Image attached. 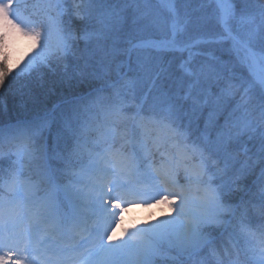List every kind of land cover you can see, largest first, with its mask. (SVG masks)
<instances>
[{
	"label": "rangeland",
	"instance_id": "obj_1",
	"mask_svg": "<svg viewBox=\"0 0 264 264\" xmlns=\"http://www.w3.org/2000/svg\"><path fill=\"white\" fill-rule=\"evenodd\" d=\"M20 1L21 0H17V7H14V2H16V0H0L1 109L8 100L12 102V97L16 92H19L17 96L20 94L18 96L20 98L19 100L24 102V105L26 103H31L30 105H33L42 102L45 104L47 100L50 102V99L52 100L59 95H66L68 93L67 91H69L63 89L61 92L60 84L56 87L53 85L50 86L49 83L44 79L42 80L40 77V72L55 74L59 70V67H63V65L69 68L70 66L68 64H70L73 68L75 66V59L71 60L72 62H68V64H58L59 59L63 60V58L66 59L67 57L61 52L58 55H52V51H50V47H48L52 44L45 38L46 29L44 32L41 29L39 30L37 26V23H40L37 15L41 13L37 7H39L41 11L46 12V14L49 15L48 17L55 16L56 28L58 31L62 32L57 36L61 37L67 55L74 57L69 53L72 50H76L77 46L79 48V41L73 34L77 29L73 25L71 19L75 17H78V19L88 17L90 10H97L100 6V3L95 4L93 0H28L29 6L32 7L33 10L30 15L25 8L21 7V4H19ZM159 1L160 7L163 5L170 7L171 4H173L170 15L175 18L177 23L184 22L173 27V32L168 31L170 26L168 27L167 25L165 35L159 37L150 35V32L141 31L144 33V35L140 36L141 42L134 43V47L132 46L129 50L126 48L123 52L122 49L119 48L120 43L118 42L120 39L118 26L122 22L123 16L118 12V9L113 6L112 9H107L108 11L104 12L107 17L103 18L100 26L104 25L107 29H110L106 30L103 35L100 33L96 36L97 46L94 51L96 52L98 60L101 55L103 56V62L109 60L111 52L115 53L117 55L115 57L116 61L121 67L123 66V71L118 73V77L120 76L118 80L98 85L95 91H91V97L85 100V104L77 105L78 108L85 109V114L91 112L84 118L85 123L90 120V115L92 116L93 114V116H96L98 111L93 110L104 107L117 105L118 111L124 109L126 115L134 114L135 111L136 116H134V119L131 120L130 117L127 118L128 122L126 121V124L122 128L123 136H128V141L137 143L138 148L141 145L144 146V151L142 153L143 157L147 155L151 156V150H154V153L157 154L155 160L150 159L145 164L142 163L144 165L143 172L145 174L143 177L145 181H139L135 175L136 169L132 170L134 154H132L131 151L127 150L126 153H120L121 149L109 147L102 149L99 154L97 152L93 153V155L86 160L85 167L87 169L83 173L78 176L79 171L77 172V169H74L71 171V179L62 183L64 187L63 190L66 192L67 202L75 207V215L78 219L76 223L81 219V222L78 223L79 229H81V224H84L85 229L88 230L86 234L80 233V235H76L75 242H73L76 244L70 247L68 252L71 253L73 258H88L89 261L87 264H158L161 259H165L167 262L165 264H191L192 260H195L200 253L203 254L205 250H209L207 245L211 243L213 237L219 236V234L222 233L224 227L221 224L224 225V221L218 222L220 225L215 224V218L219 213L224 214L233 193L236 192V190H240L245 184V178L241 179L239 177L229 176L235 172L236 169L240 168V164L242 163V159L244 160V157L242 158V155H234L227 149H222V147L227 146L229 150L237 149L241 154H247V150L234 144L239 142L238 138L241 135V133H236L237 130L244 129L247 132L252 130V127L255 126L253 123V115H250L249 112L240 108L244 107V105H240L237 110L232 108L229 109L226 105H231L232 102L230 101L231 103H227V101H225L222 104L223 107L228 108L225 109L228 112L226 118L222 120L223 128L225 129L216 130L214 132L215 135L210 137V135H212L210 133L212 131L210 129V124L213 125L214 122L217 124L219 123V119L216 120L218 116V114H216L218 105L213 108H203L199 106V109H192L187 122L182 123L180 121L181 117H178L174 113L170 104L164 106L165 101H152V99L149 98L152 94L150 93L151 90L158 91V89L153 86L158 74H165L163 70L158 72V63L156 60L149 59L151 56H149V50L155 52L161 49L168 50L173 48L182 51L184 48H188L195 44V41L199 40L196 39L192 43L189 42L185 45H180L178 42V38L181 35L184 37L197 33L193 32L189 26H184L186 29L181 26L186 23L187 19L184 15V1ZM222 4L225 14L227 15L229 8H227L228 6H226L224 2ZM198 6H201L203 12H210L205 19L211 20L214 14L207 8L211 6L208 0H206V2H204V0H198L196 8L199 9ZM219 17H222L220 11ZM161 21L167 24L164 14L163 17H161ZM186 24L191 26L189 21ZM141 26H143V24ZM147 27L148 24L145 23V26L142 28L145 29L144 31H147ZM136 30L139 31L138 28ZM190 31L192 33H190ZM64 32H68V34ZM126 33L120 34L124 41L129 42L131 41V36L127 37ZM86 36L89 40L90 36ZM200 38L204 39L203 37ZM245 38L248 39L247 43H251L250 40L252 38L256 39L255 31L251 28L249 32L246 33ZM81 39H83V41L85 40L83 37H81ZM182 39L180 41H182ZM208 40L214 41L215 39ZM44 43H46V46ZM66 43H70V47H67ZM229 44L232 45V48L235 50L233 52L235 53L236 62L238 64V70L235 69L232 71L237 74L240 80L236 83V86L239 85V89L243 93L246 92L247 95L251 93L258 98H263L264 74L259 70L253 56L243 47L235 48L232 42H229ZM137 47H141L144 51L142 53L133 51ZM205 47L206 49L204 50H200L199 48L191 49V47L188 48L189 50L187 49L190 64H182V72L184 73L183 81L179 79L178 82H180V85L184 88L186 98H190V96L199 98L201 94H205L207 97L209 95L216 96L223 100L225 95L231 91V89L228 91V83L232 84L233 79L229 77V74H218V72L221 71L216 62L218 57L214 54L215 51L212 46ZM104 48L106 51L102 52ZM108 51L110 53H108ZM94 57L92 56L93 61L88 64L91 68L88 69L90 75L92 74V70L95 72L98 67V61H94L96 59ZM132 60L134 62H132ZM258 60L264 68V58L263 61L259 58ZM105 65L107 66V63ZM84 73L87 72L84 71ZM204 73H206L207 76L204 75ZM68 74L69 77L71 76L68 71L64 77H68ZM165 76L169 77L167 73ZM15 78H18L17 80L19 81L17 82H21L22 86L18 87V91H15L12 95H8V97L6 93L7 90L1 88H7V86L15 84ZM72 79L76 80L77 77L75 76ZM174 79L176 80V77ZM206 83L210 85L214 84L215 86L211 85V89L210 87H208V89L207 87L205 88ZM35 84L39 94L32 95L30 92H32V87H34ZM3 95L6 98H4ZM87 96H89V94H84L80 97L85 98ZM183 97L185 96L183 95ZM69 100H71V98L63 99L58 103L53 100V104L44 117L51 118L54 111L60 109V105ZM222 100H220V102H222ZM72 103L73 101L70 105ZM65 110L66 109H62L61 112ZM242 110L245 114H235L236 111ZM231 113H234L236 118L232 117ZM261 113L262 112H259V116ZM193 114L195 116H193ZM169 117L180 122L178 124L181 128L179 126L176 127V123L171 124L174 122H172ZM194 117L195 119H193ZM144 121L146 122L145 125H143ZM128 123L132 125V130L130 132L128 130V133L133 134L131 136L125 132ZM40 127L42 131H47L49 129V123L43 122ZM104 128L105 129L92 133L91 135L97 134L98 138H104L107 136V133H111L112 135L116 133L113 123L107 124ZM108 128L110 129L108 130ZM4 129L5 127L0 126V147L3 146L2 144L9 145L11 142L9 145L11 148L10 155H13V157L5 158L4 162L10 164L12 168H14L13 163L17 164V166L20 165V171L17 174L12 172V175H8V178L4 180V189L7 190L6 194L0 192V264H33L35 262L39 264L37 261L30 258V253L35 250V241H32V246L25 242L24 240L28 238L21 234L19 226L23 223L22 217H24L26 213L33 211V207L40 206L45 209H50L49 205L57 203L54 194L55 189L53 188H50L47 193L40 195L37 199L30 196V194H34L36 188H39V185L37 186L38 182L32 181V177H29L31 175L29 169L36 157L39 159L48 153L47 147L45 142H42L38 146L35 142L37 133L33 134L30 130L23 129V134H19L22 136L20 140L28 137L30 141L25 139L23 143L17 144L13 142L15 140L13 139L14 134L10 135L6 133L7 129ZM28 133L31 134V136L33 134L32 138L27 135ZM186 133H189L190 136L195 138L193 142L196 144L195 149L194 147H188V145L183 142V138L188 139ZM147 137H150L151 144L147 142ZM88 138H86L87 141L91 142ZM130 138H132V140H130ZM174 141L183 143V146L193 151L194 155L196 154L195 156L204 160V162L214 159L210 161L212 163L210 164L212 168L209 169V171L206 170L204 174L206 163H201V169L196 171L193 168V164H191L192 161L189 153L186 150L180 152L176 151ZM72 143H74V141H72ZM66 146L68 147L67 144ZM216 146H219V149L222 150L219 151L216 149ZM206 148L209 149L212 154L210 160L205 156L204 150ZM111 151L116 153L117 158L115 157L113 159L116 160L117 170L119 169L117 173L119 182L127 181L126 184H130V187L125 189V191L134 190L139 192L146 203H144L142 210L134 211L130 216L128 215V217L126 214L127 212L124 213L123 210H121L118 215H116V212L114 214L109 212L111 209L113 210L115 208H110L109 198H106V195L114 191L111 188H107V185L110 184H101L100 181L96 182L100 172V164L105 161L104 157L113 160L109 156ZM124 155H126L125 157H127V159L121 162L120 158L124 157ZM179 157H182V159L188 158L186 160V167L192 165V168H188L189 170H187L186 167H181L172 170L173 167L169 165L164 169L168 181L162 182L161 180L160 182L155 175V169L160 159L164 161L167 160L168 163H173L174 158ZM231 157L232 160H228ZM51 158L55 159L53 154ZM225 160L228 161L222 165L221 161ZM88 166H93V168L91 169ZM151 173L156 177L153 178L150 175ZM178 174L182 175L183 178V181L179 183L182 188L187 186L200 188L202 190V195L197 198L193 196V192L181 190L182 195L180 197H171L173 192L167 188V182L173 181L175 175ZM160 177L162 178V176ZM213 177L219 179L214 180ZM228 177H230L229 179L231 181L227 180ZM82 178H84L85 181H82ZM100 178L103 177L100 176ZM220 180L222 183L219 182ZM216 182H219L220 186H222L219 193L214 191V187L217 189L219 186L215 184ZM93 184H96L97 188H95ZM117 187L121 188V183H118ZM98 188L102 191H99ZM78 195L80 197H78ZM171 199H179V204H172ZM85 205H88V207H97L98 210L92 211L91 207L88 209ZM149 206H151V208H149ZM79 210L82 215H78ZM92 212L95 213L92 214ZM210 221L218 227L212 229L213 227L208 226L206 223L209 222L210 224ZM54 225L55 221L53 218L49 219L45 217L39 220L38 226L42 227L39 232L41 234V243L44 242L42 238L43 234L50 232ZM246 232L249 233V235H253L249 230ZM82 236H86L88 240H82ZM228 237L232 239L231 233ZM253 237L254 235L251 237L243 236L240 237V239L238 238L237 243L243 244L232 247L231 254L235 249L247 250L244 243L247 244ZM50 243L51 242H48V244L44 245V251H39V257H41L42 260L45 258L47 259V262H44V264L52 263V258L49 256V250L52 247ZM15 255L18 256L15 257ZM213 255L214 260H216V258L218 261L220 260L217 254ZM250 258H252L256 264H264V246L259 248L257 255H250ZM54 262H56V264H62L65 262V259L56 257ZM226 264L237 263L235 260H227Z\"/></svg>",
	"mask_w": 264,
	"mask_h": 264
},
{
	"label": "trees",
	"instance_id": "obj_2",
	"mask_svg": "<svg viewBox=\"0 0 264 264\" xmlns=\"http://www.w3.org/2000/svg\"><path fill=\"white\" fill-rule=\"evenodd\" d=\"M93 1L95 4L100 3V6L97 8V10H90L88 17L90 15L91 16L89 18L84 17L82 19H78V17H75L74 19H71L73 25L77 29V31L73 34L75 38H77L79 41V48L77 46L76 50H72L69 53L74 57L67 55L61 37L57 36L62 32L58 31L56 28L57 26L54 18L55 16L48 17L49 15L46 14V12L41 11L40 8H38L39 12H41V16L37 15V18L40 20V23H37V26L39 27V30L41 29L44 32L46 29L45 38L52 44L51 46H48L50 47V51H52V55H58L61 52L67 57L66 59L63 58V60L59 59L58 64H68V62H72L71 60L75 59V66L73 68L70 64H68L70 66L69 68H66L64 65L63 67L60 66L59 70L55 74H47L46 72H40L41 79H44L47 83L50 84V86L53 85L54 87H56L60 84L61 92L63 89L69 90L67 91L68 93L66 95L64 94L59 95L58 97H54V99H50V102L47 100L45 104H43L42 102L35 103L33 105H30L31 103H26L24 105V102H21L19 100L20 98L18 96L20 94L17 96L19 92L15 93V91H18V87L22 86L21 82H17L19 81L17 80L18 78H15V84L7 86V88H1L7 90V96L12 95V93L15 94L12 97V102L8 100V102L4 104V107L2 109L0 108V124H2L0 126L5 127L4 130L7 129L6 131L8 133L12 131L16 132L19 129L30 130L33 132V134L37 133L35 142L38 146L42 142H45L46 144L48 151V153L46 154L47 156L44 155L39 159L36 157V159L32 162L30 168L32 175H35L36 178H40V176H42L43 178L47 179L43 180V182L48 181L51 177H53V179L55 178L57 181H64V178H67L68 175L70 176L72 170L84 169L83 167L86 164V159L92 149L91 142L87 141L86 138L90 137L88 139L91 140V134L98 131L101 126L104 127L103 124L107 122L110 123V121H114L115 124H118V121L116 120L117 118L120 119V123L126 124V121L128 122L127 118L131 116V114L126 115L124 109L118 111V106L113 105L110 107H104L97 110H93L98 111L96 116H93V114L92 116L90 115V120L85 123L84 118L87 114H90L91 112L85 114V109H80L77 106L79 104H85V100L91 97V91H95L98 85H103L105 83H109L110 81L118 80V78L120 77H118V73L123 71V66L121 67L120 64L116 61L115 57L117 55L115 53H110L108 51V53H110V58L107 62H103V56L101 55L98 60L96 52L94 51L97 46L96 36H98L100 33L101 35H103L106 30L110 29H107V27L104 25L100 26V23L102 24L103 18L107 17L104 12L108 11L107 9H112L113 6L114 8L118 9V12H120V14H122L123 16L122 22H124L123 24L121 22L118 26V34L120 35V39L118 40V42L120 43L119 48L122 49V52L126 48H128L129 50V48H131L134 43L141 42L140 36L144 35V33L142 32H150V35L159 37L165 35L167 25L168 27L170 26L168 28V31L173 32V27L180 25L184 22L183 21L177 23L175 21V18L170 15L171 9L173 8V4H171L170 7H167L165 5L160 7L159 0ZM181 1H184L185 4L184 15L185 17H187L186 23L189 21L191 24L190 26L185 23L181 26H189V28L192 29L193 32L197 33H195V35L192 34L191 36L184 37L183 35H181L178 38V42L180 45H185L186 43L193 42L195 39L200 37L215 38L224 34V31L221 27L222 17H219V10L214 0H208L211 6H208L207 8H209L214 14H212L213 16L211 20L205 19V17L210 14L209 11L203 12L201 6H198L199 9L196 8L198 0ZM222 1L226 4V6H228L227 8H229L225 28L240 37L244 42H246V44L250 45L253 48L254 52L257 54L258 58L263 61L264 0ZM204 2H206V0H204ZM19 4H21V7L25 8L30 15L32 14L33 10L32 7L29 6L28 0H21ZM163 14L167 20V24L161 21V17H163ZM145 23L148 24L147 31H144L145 29L142 28L143 26H145ZM142 24L143 26H141ZM137 28L139 29V31L136 30ZM251 28L256 33V39L252 38L250 40L251 43H247L248 39L245 38V35L247 32H249ZM64 33L68 34V32ZM120 33H126L127 37L131 36V41H124ZM190 33L192 32L190 31ZM86 35L90 36L89 40L86 38ZM81 37L85 38V40L83 41ZM181 39L182 41H180ZM229 42H232L235 48H242V46L238 44L235 38L231 36L214 41L203 40L189 46L191 47V49L199 48L200 50L206 49L205 46H212L213 50L215 51L214 54L218 57V59H216L217 66L219 70H221L218 72V74H229V77L233 79L232 84L228 83V91L229 89H231V91L228 92L227 95H225L223 100L217 98L216 96L214 97L209 95L207 97L205 96V94H201L199 98H194L193 96H190V98H186L184 88L180 85V82H178V80L181 79V81H183L184 73L182 72V64H190L188 60L189 55L187 52V49L189 47L184 48V50L182 51L180 49L178 51L173 48L168 50L161 49L155 52L149 50V56L151 55L149 59L157 61L158 72L163 70L165 74L167 73L169 76L166 77L165 74H158L153 84L154 88H157L158 91L151 90L150 93L152 94L149 98H151L152 101H165L164 106L170 104L174 113L178 117H181L180 121L182 123L187 122L192 109H199V106H202L203 108H213L218 105V108L216 110V114H218V116L216 120L219 119V123L217 124L216 122H214L213 125L210 124V129L212 130L210 132L212 134L210 135V137H213V135H215L214 132L216 130L225 129L223 128L224 126L222 120L226 118V114L228 113L225 110L227 107L229 109L232 108L237 110L240 105H244V107L240 108H242L244 111L249 112L250 115H253V123L255 124V126L252 127V130L247 132L244 129L237 130L236 133H241V135L238 138V144L234 143L235 145L240 146L242 149L247 150V154H241V152H239V150L237 149L229 150L227 146L222 147L223 150L227 149L234 155H242V158L244 157V160L242 159V163L240 164V168L236 169L235 172H233L229 176L239 177L241 179L245 178V184L243 185V187L240 188V190H236V192H234L231 196V199L228 203V207L224 211L225 215L219 213L215 218V224H219L218 222L224 221V225L221 224L224 228L222 233L219 234V236L213 237L211 243L208 242L209 244H206L210 250H205L208 252L203 255L204 259H207L205 261V264H226V262L224 261L237 257L238 251L240 252L241 256L242 253L240 249H235V251L231 254V248L237 246V239H240V237L254 235L259 237L261 240H264V96H262L263 98H258L257 96L251 93L247 95L246 92L243 93L239 89V85L236 86V83H238L240 80L238 79L237 74L232 71H234L235 69L238 70V64L236 62L235 53L233 52L235 50L232 48V45H230ZM44 45L46 46V43H44ZM70 45V43H66L67 47H70ZM105 51L106 49L104 48L102 52ZM133 51L142 53L144 50L141 49V47H137ZM92 56H95L94 58H96L94 61H98V67L96 68L95 72L92 70V74L90 75L88 69L91 68L88 66V64L93 61ZM133 60L132 62H134ZM106 63L107 66L105 65ZM68 71L70 72L71 76L69 77L68 74V77H64ZM84 71H86L88 74L84 73ZM204 75H206V73H204ZM75 76L77 77V79H72ZM175 77L176 80L174 79ZM211 85L215 86L214 84ZM211 85L209 83H206L205 88L210 87L211 89ZM32 88L33 89L31 90L32 92H30V94H39L36 90V84ZM0 93L2 92L0 91ZM84 94H89V96L85 98L80 97ZM183 95L185 97H183ZM67 98H71V100L62 103L60 105V109H56V111H54V113L52 114L51 118L44 117L45 114L48 113V110L51 105L53 104V100L58 103L63 99ZM220 100H222V102H220ZM72 101L73 103L70 105ZM225 101H227V103L231 101L232 104H224L227 107H223L222 104ZM62 109H66V112H61ZM221 109L223 110V112ZM243 110L236 111L235 114H245ZM259 112H262L260 116ZM193 116L195 115L193 114ZM232 117L236 118V115H234L233 113ZM169 118L172 122H174L171 124L176 123V127L179 126L178 123L180 122L175 121L172 117ZM193 119H195V117ZM43 122L49 123V129L47 131L41 130L42 128L40 127V125H42ZM118 126H121V124H119ZM187 135L188 139H185L191 142L192 147H194L195 149L196 144L193 143L195 138H193V136H190L189 133ZM72 141H74V143H72ZM66 144L68 145V147L66 146ZM216 149H218L219 151L222 150L219 149V146H216ZM204 153L207 159L210 160L212 154L209 149L206 148L204 150ZM52 154L55 159L51 158ZM0 160V192L6 194V190L3 187V182L5 179L8 178V175H12V172L16 170V166L14 165V168H12L10 167V164L5 163L2 158H0ZM212 160L214 159H211L210 161ZM228 160L231 161L232 157ZM228 160L221 161V164L223 165ZM210 161H207L208 171L212 168V166L210 165L212 163ZM230 177H228L227 180L231 181L229 179ZM213 178L214 180L219 179L216 177ZM219 182L222 183L221 180ZM219 182L215 183L219 185L217 187L218 192H220L222 188ZM206 223L208 224V226L213 227L212 229L218 227L215 226L213 222H211L212 224H209V222ZM245 225L249 229L250 233L253 235H249V233H246L245 231L241 230V227ZM230 233L232 235V239L228 237ZM213 254H217L220 260L214 261ZM165 263H167L165 259H161L158 264ZM193 264H198V262L195 261Z\"/></svg>",
	"mask_w": 264,
	"mask_h": 264
},
{
	"label": "bare ground",
	"instance_id": "obj_3",
	"mask_svg": "<svg viewBox=\"0 0 264 264\" xmlns=\"http://www.w3.org/2000/svg\"><path fill=\"white\" fill-rule=\"evenodd\" d=\"M37 8H39V7H37ZM257 57V56H256ZM166 140V139H165ZM167 141V140H166ZM174 145H176L177 146V149H179V152L180 151H183V150H186L188 153H189V155H190V153H191V151L186 147V146H183L181 143H179V142H177V141H174ZM196 160H194V162H193V168L197 171V170H200L201 169V167L199 166V165H196ZM168 189H170V190H172V196H174V197H176V196H179V194H180V191L181 190H185V191H187V192H193V196H195V197H197V198H199V196L202 194V190L199 188H196V187H191V186H187V187H185V188H181V187H179V186H175V185H172V184H169V186H168ZM119 212H117V215H118V213H120V211L121 210H118Z\"/></svg>",
	"mask_w": 264,
	"mask_h": 264
},
{
	"label": "water",
	"instance_id": "obj_4",
	"mask_svg": "<svg viewBox=\"0 0 264 264\" xmlns=\"http://www.w3.org/2000/svg\"><path fill=\"white\" fill-rule=\"evenodd\" d=\"M216 3L220 9V11L222 12V15H223V18L224 20L226 19V14H225V11H224V7H223V4L221 2V0H216ZM225 32L228 34V35H232L230 32L226 31ZM235 36V35H234ZM235 38L237 39V41L250 53L254 56L256 62H257V65L259 66L260 70H262V72L264 73V68L261 67V65L259 64L258 62V59L254 53V51L252 50L251 47H249L248 45H246L238 36H235Z\"/></svg>",
	"mask_w": 264,
	"mask_h": 264
}]
</instances>
